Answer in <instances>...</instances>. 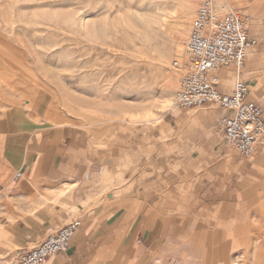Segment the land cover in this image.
I'll list each match as a JSON object with an SVG mask.
<instances>
[{"label": "rangeland", "instance_id": "1", "mask_svg": "<svg viewBox=\"0 0 264 264\" xmlns=\"http://www.w3.org/2000/svg\"><path fill=\"white\" fill-rule=\"evenodd\" d=\"M202 1L0 0V57L17 65L15 73L25 83L18 88L21 100L4 91L0 121L43 137L73 127L99 156L122 155L147 194L157 184L158 197L148 200L157 207L141 216L151 230L147 264H253L252 243L263 232L264 140L252 156L241 157L223 140L215 105L172 106L179 79L173 63L185 54ZM213 1L240 11L255 41L241 70H220L218 77L232 76L220 88L227 93L237 80H247L250 98L264 111V0ZM257 57L262 63L255 67ZM13 109L26 124L12 128L7 114ZM178 119L188 123L176 129ZM82 145L71 144V151ZM21 154H0L14 167L0 188V230L43 210L56 216L71 205L65 183L38 188L27 198L16 192ZM244 183L251 192L242 200ZM101 184L114 194L121 191L111 176ZM61 186L52 201L39 195ZM15 248L0 252V264H12Z\"/></svg>", "mask_w": 264, "mask_h": 264}, {"label": "crops", "instance_id": "2", "mask_svg": "<svg viewBox=\"0 0 264 264\" xmlns=\"http://www.w3.org/2000/svg\"><path fill=\"white\" fill-rule=\"evenodd\" d=\"M253 46L248 50V59L253 53ZM252 61L255 67L262 63L259 57ZM18 69L11 60L0 57V104L7 96L4 91L21 100L18 88L25 83L17 77L15 72ZM231 79V75L223 72L220 82L226 86ZM28 104L26 106L32 105ZM203 117L204 115L199 116L197 120L201 121ZM7 118L12 128L18 124H26L20 110L13 109L7 114ZM182 123L186 124L188 120L178 119L176 129ZM87 141L85 143L77 130L70 126L53 129L47 137H43L39 131L24 134L11 130L8 122L4 124L0 121V154L15 156L22 151L23 161L19 166L23 174L22 179L17 182L16 192L27 198L34 196L38 188L45 190L49 185L65 183L70 186L65 192L66 199L71 200L68 210L59 212L56 216L50 217L43 210L35 216H25L3 227L0 230V252L10 246L16 247V250L33 248L48 234L79 219L78 233L72 239L68 251L54 256L47 264H147L146 248L149 247L151 230L150 225L147 226V219L141 216L145 215L148 208L157 207V204L148 202L158 197L157 184L151 187L154 191L147 194L140 174L137 176L136 171L128 170L122 155L108 154L101 157L96 149L93 151L88 148ZM73 143L83 145L74 152L70 148ZM118 147L121 153L125 151L122 144ZM70 154H73L72 159L69 158ZM136 168L140 169L139 166ZM13 169V164L6 165L0 160V188H6L3 185L7 183L6 179ZM110 176L120 182L121 191L118 195L113 190H105L101 184L103 179ZM131 182L132 190L125 192ZM63 188L61 186L57 190H46L49 194L39 192V195L42 199L52 201L62 194ZM239 189L241 199L245 200L251 192L248 184L240 185ZM259 223L263 232L252 243L253 264H264V223Z\"/></svg>", "mask_w": 264, "mask_h": 264}, {"label": "built area", "instance_id": "3", "mask_svg": "<svg viewBox=\"0 0 264 264\" xmlns=\"http://www.w3.org/2000/svg\"><path fill=\"white\" fill-rule=\"evenodd\" d=\"M254 44L240 11L203 0L190 26L185 54L173 63L179 79L172 106L186 110L215 105L220 113L217 124L223 140L244 158L252 156L264 140V111L250 98V85L246 81L237 80L225 93L218 74L227 67L241 70ZM79 225V219H74L48 234L37 246L15 250L12 264H47L54 256L68 251Z\"/></svg>", "mask_w": 264, "mask_h": 264}, {"label": "bare ground", "instance_id": "4", "mask_svg": "<svg viewBox=\"0 0 264 264\" xmlns=\"http://www.w3.org/2000/svg\"><path fill=\"white\" fill-rule=\"evenodd\" d=\"M222 7H224V6H222ZM219 83H220V77H219Z\"/></svg>", "mask_w": 264, "mask_h": 264}]
</instances>
